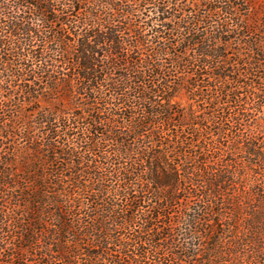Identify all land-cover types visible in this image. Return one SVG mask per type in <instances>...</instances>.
Returning a JSON list of instances; mask_svg holds the SVG:
<instances>
[{
	"label": "trees",
	"instance_id": "trees-1",
	"mask_svg": "<svg viewBox=\"0 0 264 264\" xmlns=\"http://www.w3.org/2000/svg\"><path fill=\"white\" fill-rule=\"evenodd\" d=\"M242 1L245 14L228 0L209 11L233 21L218 24L236 39L232 60L231 39L195 40L204 19H181L170 0H0V93L10 79L25 83L13 99L49 104L14 125L26 147L0 162V233L18 229L32 258L22 264H264V12ZM167 60L184 73L196 68L186 91L208 104L203 118L186 124L151 99L167 102L174 90ZM106 91L129 114L108 110ZM78 120L87 121L82 134L122 140L112 158L98 156L106 176L94 166L97 140L82 137L85 156L61 142ZM13 199L16 211L5 213L1 203Z\"/></svg>",
	"mask_w": 264,
	"mask_h": 264
},
{
	"label": "rangeland",
	"instance_id": "rangeland-1",
	"mask_svg": "<svg viewBox=\"0 0 264 264\" xmlns=\"http://www.w3.org/2000/svg\"><path fill=\"white\" fill-rule=\"evenodd\" d=\"M92 2H97L98 0H91ZM230 2V4L232 6H234V8H238L240 14H245V9L247 8L244 4L242 0H228ZM225 2V0H170L169 3V8H171L170 11L173 10L174 14H177V16H181L180 18L184 19H192L194 17L196 18H203L204 21L203 23H198L197 24V28H198V34H192L191 36L195 39L198 40L200 37L203 36H208L209 38L214 37L212 39H218L220 34L218 31V24L224 23L226 25H228L229 27L233 26V21H230L225 15L220 14V15H212L209 14L210 8H212V6H220ZM262 7H264V0H253V3L251 4V8L254 11H256V13H260V16L262 17L264 10L261 9ZM153 7L150 6V9H148V11L145 13L146 15H149L150 17H152L153 13H152ZM264 20V18H262ZM154 24V22H152ZM221 41H226L231 39V47L228 48V58L229 59H235V50H236V45L235 44V37H233L232 35L228 34H223L220 36ZM184 46H178L177 47V51L178 52H184ZM184 54V53H182ZM132 59H140L138 58V56H136V54H132L130 55ZM129 56V58H130ZM192 57H194V51L193 48H191V50H188V52H186V54L184 55V59L186 60H191ZM130 58V59H131ZM142 58V57H141ZM129 59V61H130ZM60 64V63H58ZM130 68L132 67L131 64ZM167 67L169 68L168 72L171 73H165V75H167V79H169L170 81H172V85L174 90L170 91V99L167 100V102H165L164 100H160L159 98H154L151 97V99L153 101H155L156 103L159 102L160 105H164V104H168L171 107V109L175 112H181L182 117H184L185 119V123L189 124L190 122V118L192 116H196L198 117V119L203 118L205 114L208 113L209 111V107L208 104L204 103V101H202L201 98H197L195 97L194 93H188L186 91V86L188 84H192L195 80H191L192 77V72L193 70H196V68L190 66L189 69H187L184 72L177 70V68L172 65L170 63L169 60H167ZM240 69H244L243 66L240 67ZM140 70V68L138 69ZM121 72V71H120ZM118 72H113L116 73V75H112V78H117V75L120 73ZM200 73H206V70H202L199 71ZM62 73H67L66 67H62ZM206 75H203L202 77H197V79L200 80H205V82L207 81V77H205ZM196 79V78H195ZM9 84L4 85L2 84L3 88H6L7 90H9L7 92V90L2 91V93H0V104H3V110L0 109V162L4 160V158H8L9 155L12 152H23L20 151L21 148H25V142L27 143V140L25 139V137L22 139V136L20 135L21 133L19 132L18 129L15 128L14 125L17 124H24V120H33L35 117H37V112L43 108H48L49 109V104L46 103L43 99L39 98L37 99V101H35L34 104L31 105H27V103H25L22 99H20L19 97H15V99H13V94L15 93V91H17L18 93H21L20 90L22 86L25 85V83H22L20 86V82L16 83H12V81H10V79H7ZM243 80V79H241ZM148 78L145 79V82H148ZM202 82V81H201ZM29 85V82H26ZM11 84V86H9ZM146 86H150L149 83H146ZM176 86V87H175ZM138 87L141 89L142 86L138 85ZM238 92L242 93H246V90H240ZM107 98L111 99V101L108 103V106H106V108L108 110H112L114 113L119 114L117 112L118 108H119V112L122 111V114H129L130 109H128V107H119L117 100L112 98V93H108V91L105 92ZM127 95H129V99H133L131 100V102H137V104H140V102H138V95L135 96L134 91L129 90L128 92H126ZM243 95H241V99L243 98ZM11 98V99H10ZM200 100V101H199ZM14 106V107H13ZM145 106V105H144ZM244 107L249 108L250 105H242ZM15 107H17V109L15 110ZM147 107V106H146ZM9 109V110H8ZM12 109V110H10ZM121 109V110H120ZM3 111V112H2ZM9 111H11L12 113H9ZM15 111H17V113H15ZM134 112V110H133ZM138 112V109L137 111ZM14 113V114H13ZM18 114V118H16L17 123L14 124V120H11V118L13 117V115ZM77 114H81V112L79 110H77ZM23 120V121H21ZM76 124H79V130H75L72 131V133H75V135L73 137H71V139H61V142L63 144H65L66 142L70 141L69 143L72 145H77L79 146V151H82V156H85V150L84 149H80L81 144L82 143V137L86 140H89V138H94L95 140H97L99 142L100 145V149L95 152V154L93 157H97L96 158V165L99 167V169H96V171L98 172V174H104L103 176H106V172H105V161L103 160H99L98 156L100 155H104L107 157H113L114 153L117 151V147H119L120 145V141L122 140H118L116 142L113 141H108L105 140L104 137H102L98 132L95 131H85V134H82V128H86V124L87 121L85 122V120H78ZM58 126L60 127V124H58ZM187 128L185 129H192L190 126H187ZM78 132V133H77ZM61 135V133H60ZM25 142H24V141ZM132 138H131V134H128L125 138H124V145L127 146L132 144ZM71 145V146H72ZM78 150V149H77ZM126 162V160H125ZM58 163L60 164H64V161H60L58 160ZM58 164V165H59ZM56 166V164H55ZM66 171L64 173H62V176H64V181L68 182V178L71 176L72 172L69 169H65ZM13 171V170H11ZM18 173L21 172L20 169L16 170ZM81 176V175H80ZM113 178L110 177H106V179L104 180V185L105 186H111L115 188L120 189L121 185L116 184V182H114ZM68 183H66L65 187H67ZM14 196L19 195V193H12ZM113 197V198H112ZM110 199L116 201V202H122V204H124V200L122 196H115L113 193V196L109 197ZM1 204L4 205L3 207V211L5 213H9L11 211H16L15 210V205H19L18 202H16L14 199L13 200H6L5 202H2ZM191 207H195L194 203H190ZM1 213V212H0ZM161 224V223H159ZM18 229H12V228H8L6 226V229H4V231H2V233H0V238H3L6 243V245H4V249H0V264H9L10 263V256H16V259L12 260V262L10 264H22L24 260H26V262L32 260L30 253L26 250L22 248V243L17 239L18 237ZM122 233V232H121ZM1 244V243H0ZM53 264H60L59 262H54Z\"/></svg>",
	"mask_w": 264,
	"mask_h": 264
}]
</instances>
